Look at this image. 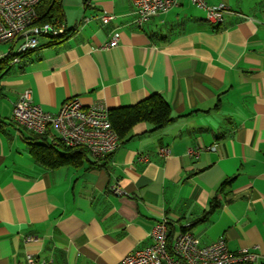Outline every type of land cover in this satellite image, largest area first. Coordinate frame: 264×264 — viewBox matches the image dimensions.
Masks as SVG:
<instances>
[{
	"label": "crops",
	"instance_id": "1",
	"mask_svg": "<svg viewBox=\"0 0 264 264\" xmlns=\"http://www.w3.org/2000/svg\"><path fill=\"white\" fill-rule=\"evenodd\" d=\"M206 1L230 7L223 25L191 0L143 29L131 0H63L68 34L40 37L0 83V264H25L27 254L120 264L164 219L174 236L186 227L200 245L224 238L233 253L259 255L245 264H264V0ZM105 14L115 19L104 25ZM113 35L119 44L108 48ZM28 89L53 114L72 98L112 111L159 94L175 121L138 124L111 155L48 168L31 153L35 134L12 119ZM54 135L41 137L53 145Z\"/></svg>",
	"mask_w": 264,
	"mask_h": 264
},
{
	"label": "built area",
	"instance_id": "2",
	"mask_svg": "<svg viewBox=\"0 0 264 264\" xmlns=\"http://www.w3.org/2000/svg\"><path fill=\"white\" fill-rule=\"evenodd\" d=\"M131 1L135 7V24L140 29L153 17L166 14L178 5V0ZM191 1L206 12L207 21L214 26L223 25L230 12V7L225 3L212 6L206 0ZM41 2L42 0H0V44L10 45L1 59L12 56L11 66L19 64L25 53L35 51L40 37L49 35L60 38L68 34L65 25L57 28L51 24H38L40 16L37 7ZM114 19L112 14L101 17L104 25ZM119 41V37L113 35L107 47H114ZM12 119L19 126L39 136L47 135L51 128L55 133L51 141L53 145L86 148L96 159L113 154L121 145L110 119V110L101 104L85 106L79 98L68 100L58 113L53 114L33 102L32 91L28 89L14 104ZM158 153L161 157H168L170 150L161 148ZM195 153L196 151H190V154ZM147 160V157L142 158V161ZM111 191L117 195H127L116 187ZM170 235L169 222L166 219L160 221L151 233V244L128 254L120 264H245L256 262L259 258L257 253L249 249L231 252L224 238L200 245L189 230H182L172 240ZM25 264H51V261L27 254Z\"/></svg>",
	"mask_w": 264,
	"mask_h": 264
},
{
	"label": "trees",
	"instance_id": "3",
	"mask_svg": "<svg viewBox=\"0 0 264 264\" xmlns=\"http://www.w3.org/2000/svg\"><path fill=\"white\" fill-rule=\"evenodd\" d=\"M40 16L38 24H51L60 27L65 22V12L63 0H42L37 7ZM65 37V36H63ZM27 52L21 56L22 60H27L31 53ZM12 56L0 60V83L7 73L12 69ZM1 92V85H0ZM1 95V94H0ZM110 119L115 131L118 133L120 142H126L132 138L133 128L141 123L150 124L155 130L165 128L175 121L172 109L163 96L154 94L137 105L119 108L110 111ZM32 138L31 153L35 159L48 168H60L64 166H80L83 159L89 154L86 148L67 147L60 144V152L54 145L48 144L44 137L34 135ZM45 140L44 143L36 142L39 139ZM233 179L226 180L219 188L218 193L212 203V211L220 207V197L224 195L227 188L232 184ZM173 230V229H172ZM171 230V240L174 237V230ZM188 230V229H183Z\"/></svg>",
	"mask_w": 264,
	"mask_h": 264
},
{
	"label": "rangeland",
	"instance_id": "4",
	"mask_svg": "<svg viewBox=\"0 0 264 264\" xmlns=\"http://www.w3.org/2000/svg\"><path fill=\"white\" fill-rule=\"evenodd\" d=\"M9 49H10V45H8V44H0V60H1L2 56H3V54L6 53ZM1 103H0V106H1V109H2L3 107L1 105Z\"/></svg>",
	"mask_w": 264,
	"mask_h": 264
}]
</instances>
